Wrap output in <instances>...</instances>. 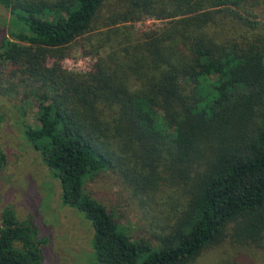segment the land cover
Masks as SVG:
<instances>
[{
    "label": "trees",
    "instance_id": "obj_1",
    "mask_svg": "<svg viewBox=\"0 0 264 264\" xmlns=\"http://www.w3.org/2000/svg\"><path fill=\"white\" fill-rule=\"evenodd\" d=\"M0 5L10 14L0 62L38 102L22 136L89 222L93 264H195L227 240L264 250V0ZM146 17L161 24L136 30ZM77 46L95 60L88 72L61 66ZM106 171L140 204L175 212L155 245L85 192ZM45 243L30 219L2 213L0 264H42Z\"/></svg>",
    "mask_w": 264,
    "mask_h": 264
},
{
    "label": "rangeland",
    "instance_id": "obj_2",
    "mask_svg": "<svg viewBox=\"0 0 264 264\" xmlns=\"http://www.w3.org/2000/svg\"><path fill=\"white\" fill-rule=\"evenodd\" d=\"M9 16L0 5V42L6 35ZM160 24L146 17L134 27L148 30ZM70 53L61 63L66 71L88 72L95 62L92 57L83 56L78 46ZM8 65L0 62V149L5 155V165L0 171V220L2 213L10 210L18 221H32L38 237L46 240L41 248L42 264H93L89 222L62 202L59 183L22 136L23 124L37 125L38 102L30 93L34 84L23 82L18 75L9 78L12 68ZM84 190L106 207L133 240L144 239L155 245L156 235L164 231L165 223L175 219V212L172 214L155 202L146 200L140 204L114 172L91 176ZM228 259L238 264H264V250L227 240L204 250L195 264H216Z\"/></svg>",
    "mask_w": 264,
    "mask_h": 264
}]
</instances>
